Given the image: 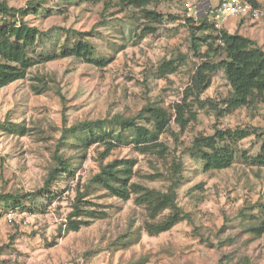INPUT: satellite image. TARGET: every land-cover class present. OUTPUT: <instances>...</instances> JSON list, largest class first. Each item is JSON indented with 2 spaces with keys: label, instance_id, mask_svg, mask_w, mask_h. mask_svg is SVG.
<instances>
[{
  "label": "rangeland",
  "instance_id": "374dc122",
  "mask_svg": "<svg viewBox=\"0 0 264 264\" xmlns=\"http://www.w3.org/2000/svg\"><path fill=\"white\" fill-rule=\"evenodd\" d=\"M3 1L15 8L37 6L39 13L25 18L41 31L30 56L59 54L65 45L85 39L95 46L98 57L112 63L98 68L75 58L58 59L37 65L26 79L0 89V194L36 193V200L0 203V264H219L232 252L229 264L245 258L246 264H264V235L257 238L250 231L264 216V167L242 159L244 151L256 156L262 146L264 96H256L250 106L233 113L220 111L233 94L223 71L201 97L205 108L193 107L197 119L185 129L173 121L172 129L161 137L170 148L167 158L125 146L103 160L105 147L97 145L89 150L74 181L57 182L46 198L37 193L61 149L65 129L116 115L132 118L149 105L174 112L200 64L191 48L186 18L200 20L195 17L196 7L209 0L151 6L166 18H180L162 24L148 23L140 11L123 7L120 0ZM260 2L264 10V0ZM229 32L264 47V18L238 19ZM178 56L185 57L179 71L160 79L162 62ZM229 129L251 134L239 143L236 164L205 173L204 164L191 158L188 148L201 134ZM64 154L72 156L75 151ZM128 159L136 160L132 182L164 192L170 182L151 177L168 174L174 161H182L177 202L192 215V223L184 221L167 233L150 236L143 228L147 214L134 199L122 201L91 188L102 164ZM87 190L81 207L100 212L101 218L74 217L90 225L69 232V216Z\"/></svg>",
  "mask_w": 264,
  "mask_h": 264
},
{
  "label": "trees",
  "instance_id": "16d2710c",
  "mask_svg": "<svg viewBox=\"0 0 264 264\" xmlns=\"http://www.w3.org/2000/svg\"><path fill=\"white\" fill-rule=\"evenodd\" d=\"M182 1L120 0V3L123 7L140 11L148 23L162 24L165 20L177 21L180 18L172 15L166 18L164 14L150 7ZM245 1L257 9L262 7L261 0ZM34 13H39L35 4H29L26 8H15L7 1L0 0V89L26 79L37 65L58 59L75 58L98 68H105L112 63V59L98 57L95 46L85 39L65 45L59 54H48L44 58L30 56V52L41 38L40 29L30 25L25 19ZM186 22L191 30V48L194 56L200 59V64L197 65L191 85L185 90L183 101L174 105V112H169L158 105H149L132 118L116 115L110 119L86 122L76 128L65 129L60 140L61 149L54 156V164L43 188L37 190L39 196L46 198L47 194H52L53 186L57 182L65 179L74 181L83 162L88 158L89 150L97 145L105 147L103 160L115 149L125 146H133L143 155L167 158L170 148L161 137L172 129L173 121L181 129H185L190 122L197 119L198 112L194 111L193 107L205 108L206 102L202 101L201 97L211 87L214 76L220 71L225 73L233 89L232 96L223 101L225 109L220 108V111L233 113L250 106L256 96H264V47L256 40L240 33H230L225 28L217 31L214 23L208 18L200 20L186 18ZM77 35L85 36L81 33ZM184 60V56L164 60L158 68V77L164 79L177 73ZM34 89L41 92L37 87ZM138 121H143L144 124H139ZM21 133L24 134L25 131ZM250 135L249 132L240 129L216 130L210 136L201 134L195 138L187 153L194 160L204 164L205 173L230 169L237 162L239 143ZM64 151H75V154L66 157ZM242 159L248 165L264 167V139L256 156H250L244 151ZM135 165L134 159L102 164L101 172L91 181V188L105 190L122 201L134 199L135 204L142 207L147 214L148 219L143 228L150 236L167 233L184 221L192 223V215L186 213L177 202L178 189L183 178V162L174 161L168 174L151 177L153 180L169 181L170 186L166 192L132 182ZM87 193L88 190L80 196L78 199L80 205L76 204L75 212L69 216V232H78L83 226L90 225L89 221L76 220L74 217L101 218L100 212L81 207L85 204L83 199ZM26 199L36 200V193L0 194V203ZM167 211L168 215L163 216ZM262 213L264 214V206ZM250 231L257 238L264 235V216L258 225L250 228ZM233 254L232 252L231 255H225L219 264H229ZM247 262L248 259L245 258L238 264Z\"/></svg>",
  "mask_w": 264,
  "mask_h": 264
},
{
  "label": "built area",
  "instance_id": "2783aa9c",
  "mask_svg": "<svg viewBox=\"0 0 264 264\" xmlns=\"http://www.w3.org/2000/svg\"><path fill=\"white\" fill-rule=\"evenodd\" d=\"M196 8L195 17L197 19L208 18L214 23L217 31L222 30L231 18L250 16L256 21L264 18L263 9H257L245 0H221L216 7L209 1H205Z\"/></svg>",
  "mask_w": 264,
  "mask_h": 264
},
{
  "label": "crops",
  "instance_id": "0c3cea01",
  "mask_svg": "<svg viewBox=\"0 0 264 264\" xmlns=\"http://www.w3.org/2000/svg\"><path fill=\"white\" fill-rule=\"evenodd\" d=\"M210 2H211V4L214 6L215 5V7H216V5L218 6V4L220 3V0H214V2L212 3V1L211 0H209ZM217 2H218V4H217ZM250 17V16H249ZM244 18H247V16H241V17H238L236 20H238V19H244ZM236 20H233V22H230V19L227 21V23L225 24V26H224V28H226L227 29V27H229L230 29H231V26L232 27H234L235 28V26H236ZM228 28V29H229ZM230 29H229V31H230ZM233 30V29H232Z\"/></svg>",
  "mask_w": 264,
  "mask_h": 264
}]
</instances>
